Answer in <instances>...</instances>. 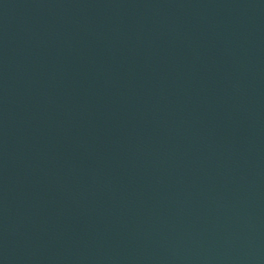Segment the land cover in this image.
Masks as SVG:
<instances>
[{
    "label": "water",
    "instance_id": "95a60500",
    "mask_svg": "<svg viewBox=\"0 0 264 264\" xmlns=\"http://www.w3.org/2000/svg\"><path fill=\"white\" fill-rule=\"evenodd\" d=\"M0 264H264V0H0Z\"/></svg>",
    "mask_w": 264,
    "mask_h": 264
}]
</instances>
